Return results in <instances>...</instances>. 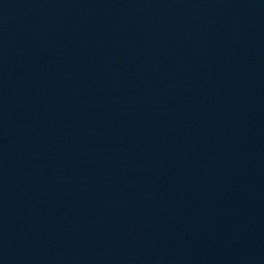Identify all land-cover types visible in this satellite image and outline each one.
<instances>
[{"label": "water", "instance_id": "water-1", "mask_svg": "<svg viewBox=\"0 0 264 264\" xmlns=\"http://www.w3.org/2000/svg\"><path fill=\"white\" fill-rule=\"evenodd\" d=\"M0 264H264V0H0Z\"/></svg>", "mask_w": 264, "mask_h": 264}]
</instances>
